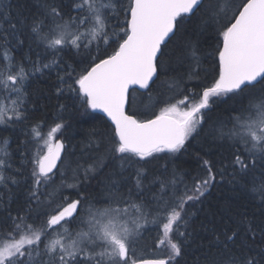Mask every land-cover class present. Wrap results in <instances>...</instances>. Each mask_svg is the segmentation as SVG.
Returning <instances> with one entry per match:
<instances>
[{"label": "snow or ice", "instance_id": "6c2138e0", "mask_svg": "<svg viewBox=\"0 0 264 264\" xmlns=\"http://www.w3.org/2000/svg\"><path fill=\"white\" fill-rule=\"evenodd\" d=\"M65 7L69 11H63ZM39 8L30 23L23 19L17 23L8 0H0V42L10 44L18 28L26 26L38 45L52 55L50 61H33L30 67L16 65L7 52L0 58V90L17 97L11 108L0 107V125L10 128L25 119V81L35 73L54 70L61 85L86 111L106 114L112 130L103 147L99 140H90L89 146L96 149L90 162L78 161L66 169L62 168L65 143L57 139L64 124L55 123L46 135L33 133L36 148L29 201L39 204L44 197L54 208L39 224L19 213L12 219V231L0 238V264H175L191 236L189 208L202 203L215 184L227 179L264 201V0H127L126 4L71 0L67 6L63 0H41ZM194 16L198 34L215 26L218 40L208 54L218 62L212 82L200 92L180 91L173 79L168 89L176 95L158 111L160 101L151 96L144 113L132 111L133 94L138 89L150 90L165 73L164 49ZM66 49L86 57L81 61L85 66L77 72L65 63L61 75L60 56ZM184 53L189 63L185 75L191 79L198 76V45L185 40ZM235 96L247 104L233 110L230 128L221 125L212 135L228 143L230 152L215 161L201 158L204 174L191 177L190 183L175 171L167 177L153 176L151 184L158 194L151 203L145 202L144 165L164 161L167 173L168 160L203 130L213 98ZM8 148L9 141L0 139V184L5 186L10 179L5 172L11 168ZM109 161L119 163L120 170L105 177ZM57 176L60 183L49 191ZM130 179L134 183L129 185ZM11 182L16 180L11 178ZM94 183L101 196L90 200L83 189ZM149 224L157 231L154 251L166 250L162 255H138L137 244ZM253 236L250 223L242 232L239 224L232 227L225 221L214 234V242L226 253L223 264H264V249L253 254L246 243Z\"/></svg>", "mask_w": 264, "mask_h": 264}, {"label": "trees", "instance_id": "16d2710c", "mask_svg": "<svg viewBox=\"0 0 264 264\" xmlns=\"http://www.w3.org/2000/svg\"><path fill=\"white\" fill-rule=\"evenodd\" d=\"M40 2L41 0H8L14 20L19 23L23 19L26 24L30 23L32 18L38 14ZM63 3L67 6L71 0H63ZM119 3L126 4L127 0H119ZM63 11L67 12L69 9L65 7ZM71 15H76L74 9L71 11ZM65 19L68 17L65 16ZM120 19H123L122 13ZM197 24V17H192L183 33L164 49L165 55L161 59L165 65V73L156 80L150 90L136 91L133 94L132 111L138 114L144 113V106L149 102L150 96L154 100L160 101L156 109L158 111L159 107L164 106V101L176 95L175 91L168 89V81L173 79L178 82L180 91L191 89L200 92L204 85L212 82L218 62L208 54L215 49L218 37L215 34V26L206 27L202 33L198 34ZM185 40L195 42L200 54V66L196 69L198 76L191 79L185 75L189 71L188 59L184 53ZM19 41H23V43L21 44ZM114 47L115 45L109 47L108 53ZM5 52L16 65L23 63L27 67H30L33 61L48 62L52 59L51 53H46L43 46L38 45L26 26L18 28L16 36L10 37V44L5 45L0 42V58L4 56ZM60 59L62 60L60 67L62 75L65 63L71 64L78 72L81 67L85 66L81 61L86 57L77 56L74 51L66 49L61 53ZM0 68H3L2 61H0ZM61 87L65 89L62 93L58 91ZM25 89V105L22 109L25 119L17 121L10 128L0 125V139L9 141L10 158L8 162L11 164V168L5 172V175L10 177L7 186L0 184V238L12 231V219L18 213L21 216H29L30 222L34 221L39 224L42 223L44 215L54 208L53 204L48 211H43L48 204L44 197H41L39 204L29 201V187L34 166L32 157L36 148L33 138L35 131L42 134L50 130L57 122L64 124L61 132V138L66 145L62 166L64 169L68 164L74 166L78 161L85 164L90 162L96 155L95 147L89 146L90 140H99L103 147L107 145L108 138L111 136L112 125L109 121L91 109L86 111L81 106L80 100L73 93L67 91V86L61 85L56 71L44 70L43 73L31 75L25 81ZM16 98V94L0 90V104L11 105ZM242 103L246 105L247 101L242 100L239 96L214 99L210 109L206 112L203 130L199 131L198 135L194 134L193 138H190L186 143L185 148L174 158L168 160L167 173L162 167L164 161H152L145 164L147 180L142 193L143 200L151 203L153 196L158 194L157 187L151 184L153 176L167 177L175 171L177 176H184L190 183L191 177L204 174L200 168L201 158H210L215 161L221 154H228L230 152L228 143L212 139L213 131L221 125L230 128V118L235 115L233 110L240 109ZM152 165L155 168H152ZM119 170V163L109 161L105 177L109 173ZM128 171L131 172L134 169ZM105 177H101V179ZM11 178H14L16 183H12ZM59 183L60 180L57 176L56 184L51 185L49 191ZM127 183L130 185L134 181L130 179ZM83 191L90 200L101 196L95 183L91 188L83 189ZM123 191L127 195L126 187L123 188ZM201 200L202 203L189 208L187 230L191 236L184 242L182 254L176 258L175 264H223L226 253L221 245L214 242V234L221 231L225 221L232 227L239 224L242 232L245 225L250 223L254 229V236L247 239L246 243L251 245L253 254L264 249V233L261 232V229L264 228V201L249 189L233 186L225 179L215 184ZM97 206L99 207V205ZM38 216L41 218L39 221L35 220ZM70 227L74 228V225H70ZM156 236L157 231L149 224L143 231V238L137 244L138 255H162L166 251L164 249L154 251ZM180 239L183 240V238Z\"/></svg>", "mask_w": 264, "mask_h": 264}, {"label": "rangeland", "instance_id": "374dc122", "mask_svg": "<svg viewBox=\"0 0 264 264\" xmlns=\"http://www.w3.org/2000/svg\"><path fill=\"white\" fill-rule=\"evenodd\" d=\"M213 99H216V98H213ZM3 106H7L8 108H11V107L13 106V104H11V105H7L6 103H2V104H0V107H3ZM48 131H49V130H48ZM48 131H47V132H48ZM47 132H46V133H42V135H46ZM61 132H62V130H61ZM61 132L57 133V139H62V138H61ZM34 152H35V151H34ZM68 165H69V164H68ZM68 165H67V167H68ZM152 168H155L154 165H152ZM57 200H58V199H57ZM50 208H51V206H49V205L47 204L46 207L43 209V211H48ZM51 211H53V209H51L50 212H51ZM150 231H152V230H150Z\"/></svg>", "mask_w": 264, "mask_h": 264}, {"label": "water", "instance_id": "95a60500", "mask_svg": "<svg viewBox=\"0 0 264 264\" xmlns=\"http://www.w3.org/2000/svg\"><path fill=\"white\" fill-rule=\"evenodd\" d=\"M153 85V84H152ZM152 85L150 86V88L152 87ZM138 92H146V91H148V90H146V89H138L137 90ZM94 113H96V114H99V115H101V116H103L105 119H107L108 121H109V123L111 124V121L108 119V117L106 116V114L105 113H103V112H101V111H99V110H96V111H93ZM59 140H62V139H59ZM63 141V140H62ZM64 142V141H63ZM65 143V142H64ZM65 149H66V145H65ZM65 153H66V151H65ZM65 153L63 154V159H64V156H65ZM58 167H60L59 165H58Z\"/></svg>", "mask_w": 264, "mask_h": 264}]
</instances>
